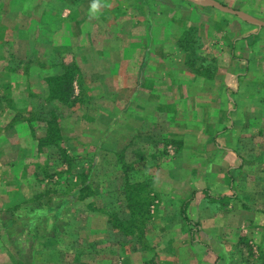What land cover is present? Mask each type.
Wrapping results in <instances>:
<instances>
[{"label": "rangeland", "instance_id": "obj_1", "mask_svg": "<svg viewBox=\"0 0 264 264\" xmlns=\"http://www.w3.org/2000/svg\"><path fill=\"white\" fill-rule=\"evenodd\" d=\"M58 1L0 0V264H106L116 248L102 238L145 250L149 236L167 235L182 242L173 247V264H199L185 254L212 250H199L201 243L187 250L188 239L234 246L235 233L246 230L231 226L235 221L249 222V233V226L264 227V208L253 220L225 215L248 197L261 201L264 190V26L246 20L264 23V0H210L246 18L206 0H102L92 19L93 0H62L63 9ZM251 34L260 37L254 42ZM67 69L73 96L65 95L53 117L42 102L47 83L37 78ZM149 94L158 99H143ZM53 118L61 119L59 146H41ZM229 154L241 160L239 172L228 167ZM163 169L179 182H165ZM219 173L225 179L207 181L216 195L194 187ZM154 192L175 193L169 211L157 209L169 197ZM192 192H205L197 214L216 217L221 228L184 220L187 203L172 202L184 193L193 201ZM45 200L59 210L46 213ZM127 201L136 208L133 219ZM103 209L110 236L99 222L86 230ZM239 245L233 253L240 264H261L247 239ZM226 247L213 252L228 260Z\"/></svg>", "mask_w": 264, "mask_h": 264}, {"label": "crops", "instance_id": "obj_2", "mask_svg": "<svg viewBox=\"0 0 264 264\" xmlns=\"http://www.w3.org/2000/svg\"><path fill=\"white\" fill-rule=\"evenodd\" d=\"M101 2H102V0L100 1V3ZM89 3L91 4L92 2H89ZM67 4L68 3L62 2V0H59L57 2V6H55V7L57 9H63L64 7H67ZM78 4L80 5V0H73L71 3V5H76V6ZM74 10H76V9H73V11ZM90 18L91 19L93 18V14H92V17L90 16ZM257 37H260V36H257V34H251V36H250V38H253L254 42L257 41ZM165 63L166 62L162 61V62L157 64V67H164ZM152 65H154V64H152ZM147 68L150 69L151 67L148 65ZM150 78H151V76L147 77V79L144 78V80L148 81ZM143 99H145L147 101H152V100H155L158 98L154 97V95L152 96L151 94H149V95L145 96ZM231 139L234 140V138H231ZM220 147H223V146H220ZM229 150H230V152H232L233 148L229 147ZM225 161L227 162L228 167H230L233 170L238 171V169L242 168L241 163H240L241 160L239 161V159L236 157V155H231V154L227 155V158L225 159ZM243 168H245V167H243ZM163 171H166L163 174V176L166 177V179L164 180L165 182L170 183L172 180L179 182L178 178L173 177V173L167 172V169H163ZM217 177L219 179H221L223 177V175L221 173H219L218 175L212 174L208 178H200L198 180L201 181V186H195L194 185V187L195 188L198 187L197 191H198V189H199V191L206 190L205 192H209L210 195H212V196L214 194L216 195L217 192H214L211 190L214 188L213 187L214 185L209 184L210 182H207V181L208 180L214 181V179L216 180ZM180 178H179V180H181V181L184 180L186 182V180H187L188 181L187 183H189V188L192 187L193 184L190 183L191 181L189 180L188 176L184 177L182 174V176ZM192 179L194 180V178H192ZM223 179H225V177H223ZM155 180H156V177H155ZM157 180H158V178H157ZM155 185H156V183H155ZM162 186H165V185L162 184ZM263 189H264V186H263ZM252 190L257 191L255 187H253ZM205 192H196V193L192 192L191 194H193L194 196H197V198L193 199V201L186 199L188 197L189 193H184L185 196L182 197L181 200H179L177 198V200H175L172 203L174 206H178V207L184 205V203H187V206L185 207L186 213H187V218L189 219V221H194V222L198 223L199 228L204 229V230L206 229V227H208L209 229H212V230H215V228H221L222 223L216 222L215 221L216 217L213 218V220L211 221V219H209L210 217L205 216L204 213L203 214H197V210H199V207L203 206L204 200L202 198H203V195ZM260 192H261V196H260L261 201L258 202V200L255 201V200H252V198L250 199L248 197L246 202L241 203V204L244 203L245 206L243 205V206H239V208H234L233 211L226 212L225 215L226 214H231V215L236 214V215L243 216V217L247 216L246 219H249V217H251L250 219H252V220L255 216L258 218L256 212L259 210L261 211L264 208V190L263 191L261 190ZM256 193L257 192H242V194H240L239 197H241V195H245V194H252V197H254V194H256ZM174 194H173V192H167L164 195L163 192H154V195H156V196L159 195V196L163 197L164 199H165V197H169L168 199H165V200H167L166 203L163 202L162 204H160V207H157V209L159 211L163 210L164 212L169 211L168 207L170 206V203H171V200H169V199L173 198V200H174L176 198V196H174ZM219 195H220V193H219ZM223 195H229V194L227 193V194H223ZM198 196H201L199 201H197V199H199ZM221 197H223V196H221ZM230 201L235 202V203L238 202V200H237V202L234 201L233 198H231ZM220 204L221 203L219 201L213 202V205H215V206H220ZM207 205H209V202L207 203ZM231 206H233V205L231 204ZM221 210L222 209L220 208L219 211H221ZM163 211H161V212H163ZM103 212H105L102 214L106 215V218L104 217V215H101V214H97V213L91 214L90 218H91V221H93V224H91V226H87L86 230H90V231L93 230V232H94L95 224H97L99 222L102 224L101 228H102L103 233L105 230V232H107V234H109L108 236H110V234H111L110 223L107 220V217H109V214L107 213V211L105 209H103ZM164 215L165 214H159L157 219L165 217ZM219 216H221V218L223 219L222 213ZM177 221L178 222L176 224L172 225L171 227L180 226L181 223H179V220H177ZM160 222L163 223L162 224L163 228H166L165 222L164 221H160ZM231 223H232V221H231ZM248 225H250L249 222L245 223V222L239 221V220H237V222L235 221V224L231 225V226L235 227V229H238V230H242L241 228H244V230L246 229L244 232L238 231V233H235L236 240L234 242L235 243L234 246L236 244L238 246H240L239 245L240 240H246L247 239L249 244L252 246V249H254V251H256L257 253H259L261 255V264H264V227L253 229V228H251V226H249L250 232L252 233V235H251V233H249ZM263 225H264V223H263ZM90 227H91V229H90ZM112 238H107V239L102 238L103 240H101V244L103 246L107 245L108 249H109V246L110 247L115 246V248H116V252L114 254L110 253V255L105 256V261L107 262L106 264H113L114 259L116 260L117 264H173V257H174V252L172 251L173 247L182 244L181 241L179 242V240H174V238H172L169 235L165 236L164 238L163 237L157 238V237H150L149 236V238H147V240L149 241L147 244L150 245V247H148L149 249H145V250L144 249H135V250L130 249L129 250V247H127V245L125 243L114 242L112 240ZM221 242L216 240L214 243H211V242L209 243V242L203 241V240L195 238V237L193 238V241L188 239L186 241L187 250H191V248L192 249L195 248L196 243L197 244L201 243V244H199L200 247H198L199 250L204 249L203 246H209L212 251L209 253H205L204 256H202L200 253H189V255L185 254V256L187 255L189 257L188 259L185 258V261L197 260V261H199V264H207V262L211 264V260L215 261V259H217V257H218V259L220 261L217 264H226L225 261H229V264H240V262L243 261V259H242V256H240V254H236L235 252L233 253L234 246L233 245L229 246V245H227L225 243H221ZM89 243H92V242H89ZM222 244H224V245H222ZM155 245H159V248H161V249H158V247L157 246L155 247ZM221 246H222V249L224 248V246H227L225 248V251H224V253H225L224 256H229L230 258L228 260L226 259V257H219L216 254V252H213V251H215V247H221ZM154 247H155V249H153ZM162 248H164L165 251ZM228 249H230V252L228 251ZM205 250H207L206 247H205ZM218 254H223V251H221ZM113 257H115V258H113ZM103 258H104V256H103Z\"/></svg>", "mask_w": 264, "mask_h": 264}, {"label": "trees", "instance_id": "obj_3", "mask_svg": "<svg viewBox=\"0 0 264 264\" xmlns=\"http://www.w3.org/2000/svg\"><path fill=\"white\" fill-rule=\"evenodd\" d=\"M193 44V43H192ZM70 70L67 69L66 72L62 73V74H59V75H56V76H51V77H48V76H39L37 78V81L39 79L44 81L45 82V85L47 83V92L45 91L46 93V100L43 99V103L45 105H47L48 107V115H52V109H55L57 108V105L61 102H66L67 100L69 99H66L65 100V95H69L70 99L71 97L73 96V92H72V86H71V83H72V76H71V72H69ZM67 77H70V79H68ZM41 81V83H43ZM40 82H39V88H40ZM42 87H45V86H42ZM79 95H81L80 97H82V95L84 94V91H85V88L84 86L81 84V82L79 81ZM69 91L71 94H69ZM25 92L28 93L29 95H32V91H31V88L29 86L28 83H26V87H25ZM68 93V94H67ZM42 99V98H41ZM77 101V99L75 100ZM67 104V103H65ZM49 105V106H48ZM71 105V103H70ZM12 113L10 112L9 113V116L11 115ZM53 117H55L56 115H52ZM61 119L58 120V118H53V120L49 119L47 121V131L46 133L44 134L43 137H41V139L39 140V145L41 146H44V145H49V144H53L55 146H59V143L60 141L58 139H60V136H59V122H60ZM57 123V124H56ZM54 137H57V139H54ZM60 148V147H59ZM61 149V148H60ZM62 151V149L60 150ZM88 190L87 188V185H83L79 190H78V200L81 201V200H84L86 195L83 196V194L85 193V191ZM89 194L91 195V193L89 192ZM128 197V195H127ZM51 201L52 200H45L43 201L42 203V206H43V210L46 212V213H50V212H53V211H56V210H59V206L56 204L54 206H51ZM127 208L130 212V218L133 219L136 215L134 214V211L136 208H134V206H132L130 204L129 201H127ZM184 215V213H183ZM184 220L189 223V220L184 216Z\"/></svg>", "mask_w": 264, "mask_h": 264}, {"label": "water", "instance_id": "obj_4", "mask_svg": "<svg viewBox=\"0 0 264 264\" xmlns=\"http://www.w3.org/2000/svg\"><path fill=\"white\" fill-rule=\"evenodd\" d=\"M206 2H207V4H208L209 6H212V7L216 8V9H218V10H221L222 12H228V13H230V14H233V15L239 16V17H241V18H246V17H247V16H245V15L242 14V13L234 12V11H232V10H230V9H228V8H225V7H223L222 5H220V4H218V3H215V2H213V1L206 0ZM246 20L249 21V22H251V23H253V24H256V25H259V26H264V23H261V22H259V21H257V20H254V19L250 18V17H247Z\"/></svg>", "mask_w": 264, "mask_h": 264}, {"label": "clouds", "instance_id": "obj_5", "mask_svg": "<svg viewBox=\"0 0 264 264\" xmlns=\"http://www.w3.org/2000/svg\"><path fill=\"white\" fill-rule=\"evenodd\" d=\"M100 7H101L100 0H93V2L90 5V13L93 15L97 14Z\"/></svg>", "mask_w": 264, "mask_h": 264}]
</instances>
